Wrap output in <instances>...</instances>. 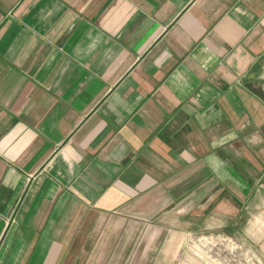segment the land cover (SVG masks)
Returning <instances> with one entry per match:
<instances>
[{
  "label": "crops",
  "instance_id": "obj_1",
  "mask_svg": "<svg viewBox=\"0 0 264 264\" xmlns=\"http://www.w3.org/2000/svg\"><path fill=\"white\" fill-rule=\"evenodd\" d=\"M237 224L264 241V0H0V264Z\"/></svg>",
  "mask_w": 264,
  "mask_h": 264
},
{
  "label": "rangeland",
  "instance_id": "obj_2",
  "mask_svg": "<svg viewBox=\"0 0 264 264\" xmlns=\"http://www.w3.org/2000/svg\"><path fill=\"white\" fill-rule=\"evenodd\" d=\"M174 243L170 248L172 253L165 255L164 252L159 257L161 264H264V241L246 238L238 230V224L200 227L184 233ZM138 244L141 248L143 241L139 240ZM149 258L141 254L131 255L128 263L148 264Z\"/></svg>",
  "mask_w": 264,
  "mask_h": 264
}]
</instances>
